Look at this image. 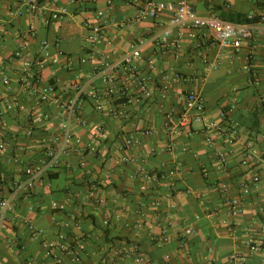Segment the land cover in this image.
Returning <instances> with one entry per match:
<instances>
[{"label": "crops", "instance_id": "0c3cea01", "mask_svg": "<svg viewBox=\"0 0 264 264\" xmlns=\"http://www.w3.org/2000/svg\"><path fill=\"white\" fill-rule=\"evenodd\" d=\"M188 1L199 14L215 13L233 22L249 15L264 17V0ZM28 4L29 0H0V70L3 65L14 77L9 58L22 39L31 55H37L47 40L51 57L43 73L65 94L71 92L78 75L86 80L93 74V64L74 63L77 69L66 66L68 57H84L90 52L84 47L87 25L97 21L98 10L108 9L107 14L120 21L107 26L115 47H98L108 60L119 58L143 36L158 30L156 19L137 17L148 7L146 0H114L110 8L105 0H39L36 9ZM52 13L62 17L51 18ZM171 16L163 12L159 20L167 24ZM257 27L255 39L225 48L215 32L206 36L198 31L197 37L191 38L174 31L170 39L142 47L146 73L154 77L165 71L183 73L184 79L173 84L166 95L155 90L152 99L131 103L129 89H116L103 96L101 112L92 100H84L80 111L84 122L73 120L71 131L84 143L97 144L102 153L65 155L30 194L18 199L0 235V264H24L30 258L43 264L46 258L41 242L30 240L22 216L43 228L48 241L65 234L85 264H103L107 250L132 243L148 256L146 264H224L233 253L244 256V264H264V21H257ZM149 60L154 63L153 70ZM254 74L259 82L254 81ZM96 84L103 91V83L98 80ZM13 87L17 89V84ZM190 90L203 95L208 119L219 122L221 129L206 130L201 123L194 124L191 133L180 128L177 147L174 152L167 151V134L178 124L183 97ZM14 91L3 84L0 72V98L11 97ZM235 97L238 102L233 108ZM112 108L118 114H111ZM57 111L53 104L38 108L31 135L21 117L7 116L9 145L0 150V196L8 192L9 180L25 178V164L40 158L44 143L60 134L63 118ZM47 113L49 119H45ZM145 129H152V135H144ZM131 137L133 145L127 147ZM186 144L189 150L183 153ZM152 147L157 151L147 156ZM249 148L257 149L262 161L245 167L241 160ZM219 152L228 154L221 168ZM123 157L129 162L120 163ZM140 170L167 172L176 181V189L171 193L165 182L147 183ZM255 175L260 176L258 183L253 181ZM93 182L99 189L96 197L89 199ZM223 182L230 187L227 193L220 188ZM245 184L248 193L243 191ZM235 198L243 204L240 213L230 208V200ZM155 199L161 200L160 206L153 203ZM54 202L64 207H54ZM138 221L144 223L140 229ZM188 227L194 232L186 236ZM251 237L261 240L258 252H252L247 244ZM63 264L79 262L69 254ZM116 264L135 263L133 257L124 255Z\"/></svg>", "mask_w": 264, "mask_h": 264}, {"label": "built area", "instance_id": "2783aa9c", "mask_svg": "<svg viewBox=\"0 0 264 264\" xmlns=\"http://www.w3.org/2000/svg\"><path fill=\"white\" fill-rule=\"evenodd\" d=\"M148 7L141 9L138 13L139 18L149 17L156 19L158 30L153 32L148 37H142L139 43L134 44L130 49L123 53L119 58L108 60L103 55L98 47L103 46L104 49H112L115 47V41L108 34V25H119L115 17L107 14L108 9H100L96 13L97 21L87 25V35L85 37V49L88 54L84 57L72 56L68 57V69H74V63L93 64V74L86 80H82L80 75L71 83L69 93L62 92L57 83L48 81L43 71L48 66L49 58L51 57L50 43L45 40L40 45L37 55H31L28 52V44L25 39H22L18 50L9 58L10 66L15 71L14 77L8 74L6 67L1 66L2 82L7 89H14L11 97L0 98V150L8 147L9 143L5 137V130L8 127L7 116L14 115L21 117L27 126V133L31 135L34 131L32 119L38 108L53 104L58 108L57 113L63 118L60 128L61 132L49 142L44 143L43 154L40 158L34 161H28L23 167L24 179L9 180V191L5 195L0 196V235L5 224L10 220L11 214L15 211V205L18 199L24 194H30L35 189L38 183L46 177L49 172L57 168L62 158L71 153L84 154L85 152L101 154L102 149L93 142L84 143L80 137L74 135L71 131V123L73 120L79 123L84 122L80 116L82 103L86 99L93 101L96 110H104L103 96L119 91L121 88L129 89L132 97L128 102L142 103L153 98L155 90H159L161 95H166L173 84L184 79L183 73L179 71H165L154 77L146 73L143 69L145 63L142 47L147 43H160L171 38L174 31L180 37L188 35L191 38H196L198 31H202L207 36L208 32L218 34V40L223 48L230 45H239L244 40H253L258 34L259 28L257 22L240 23L223 19L215 13L206 15L199 14L192 3L188 0H180L177 2H152L146 0ZM109 6L114 3V0H105ZM29 8L36 9L39 5V0H29ZM163 12L172 14L169 22L165 24L159 20V16ZM51 18L62 17L59 13H52ZM254 15H249L253 18ZM260 21H264V17H260ZM99 57V59H97ZM151 69L155 68L152 60L148 61ZM77 69V68H75ZM100 80L103 83L104 89L100 91L97 88L96 81ZM254 81L259 82V76L254 74ZM17 84V89L13 84ZM28 99V102L25 99ZM184 110L177 125L170 128L167 139V151L174 152L177 147L176 135L180 128L188 129L191 133L194 124H203L206 130H220L221 124L217 121H211L206 115V101L203 95L194 90L188 91L184 97ZM238 99L235 97L232 100L231 106L236 107ZM110 113L118 114L116 108H112ZM57 114V115H58ZM50 113L45 115V119H49ZM152 129H145L144 135H152ZM264 140V136H263ZM207 141L211 142V138L207 137ZM127 147L133 145L132 137L126 143ZM188 144L182 147V152H188ZM157 151L155 147L149 149L147 156L154 154ZM129 158L123 157L120 163L129 162ZM228 154L219 152L217 154L218 168H221L227 163ZM262 161L257 149H245L241 164L245 167L256 166ZM86 161H82L84 166ZM141 173L144 171L140 170ZM147 183L165 182V188L169 192L176 189V181L165 171L152 170L143 173ZM253 181L258 183L260 176L255 175ZM220 188L224 193L230 191L227 183L220 184ZM99 189L98 183L93 182L89 185V199L96 197ZM245 193L249 192V185L243 187ZM155 205L160 206L161 200L155 199ZM54 207L63 208L64 205L53 203ZM173 207L174 204L172 203ZM230 208L234 213H240L243 204L240 199L235 198L230 200ZM22 222L28 227L29 237L32 241H39L42 244L44 256L46 257L43 264H63L64 257L72 254L73 260L81 261L78 252L71 251L66 242L65 234H60L58 240L48 241L45 239V230L36 225L29 216H22ZM104 224L108 225L109 221L105 220ZM136 226L140 229L144 226L143 221H138ZM194 232L193 227L185 229V235L189 236ZM252 252H258L261 249L262 243L259 238L251 237L247 242ZM130 255L133 257L135 264H146L149 262L148 256L141 250L138 244L132 243L129 247H114L110 248L103 264H116L117 260L123 256ZM245 258L237 253L231 254L224 264H244ZM24 264H35V261L30 258L26 259Z\"/></svg>", "mask_w": 264, "mask_h": 264}, {"label": "trees", "instance_id": "16d2710c", "mask_svg": "<svg viewBox=\"0 0 264 264\" xmlns=\"http://www.w3.org/2000/svg\"><path fill=\"white\" fill-rule=\"evenodd\" d=\"M237 22H240V23H248V22H257V21H259L260 20V18L259 17H253L252 19L251 18H249L248 16H245V18L243 17L242 19H235ZM10 189V188H9ZM9 191V190H8ZM66 236V235H65ZM66 242H67V244H68V246H69V249L71 250V251H76L74 248H72L70 245H69V243H68V238L66 237ZM131 244H128L127 246H125V247H129ZM110 251V249L109 250H107L106 252H105V258H106V256H107V252H109ZM79 254V256H80V253H78ZM79 264H85L84 262H82V259H81V261H80V263Z\"/></svg>", "mask_w": 264, "mask_h": 264}]
</instances>
